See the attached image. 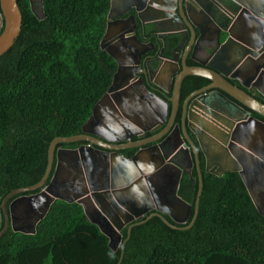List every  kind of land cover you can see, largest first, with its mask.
<instances>
[{
  "label": "water",
  "instance_id": "1",
  "mask_svg": "<svg viewBox=\"0 0 264 264\" xmlns=\"http://www.w3.org/2000/svg\"><path fill=\"white\" fill-rule=\"evenodd\" d=\"M145 6L157 13L150 21L154 26L161 22L172 23L165 35L176 36L177 43L171 54L165 56V61L172 67L169 74L172 73L173 83L164 87L155 82L161 91L171 92L166 99L147 90L149 99L157 104V107L144 105L149 112L147 125L133 121L123 109H119L118 131L124 134L119 140L142 137L160 129L152 139L128 145L135 147L136 151L126 157L117 152L119 148L116 146H107L113 150L95 147L96 143L93 144L85 134L100 135L87 131L85 125L92 123L99 104L103 106V99H110L117 106V91H122L125 81L132 78L131 73L122 75L121 52L134 54L135 65H139L141 55L146 52V44L134 33L133 15H129V19L122 17L134 10L143 22L140 14ZM0 10L3 24L1 55L12 46L20 32L21 12L17 0H0ZM106 19L100 48L117 65L111 84L92 107L90 117L81 127V134L57 136L51 141L42 178L33 185L13 189L3 199L4 226L0 237L8 228L34 234L37 223L55 200L81 205L86 218L107 236L113 251L120 245L123 247L122 228L128 225L129 232L131 222H144L143 216L148 219L158 215L166 224L177 228L162 213L175 223H185L192 212L191 204L178 194L185 169L176 159L182 158V152L189 169L195 164L198 179L193 216L186 226L181 227L187 229L197 216L202 191L198 150L205 158V172L217 176L238 172L255 208L264 217V121L251 115L254 112L264 118V104L256 98V95L264 98V0H110ZM127 20L133 28L119 25ZM207 33L216 46L208 44L204 51L210 50L211 53L205 60H199L194 52ZM150 44L154 49L153 43ZM184 44H187L185 48ZM183 49L185 51L179 55ZM187 58L199 64L189 65ZM155 63L156 70L160 71L162 66L157 61ZM192 75L207 78L209 83L185 97L180 118L175 122L182 81ZM104 115L109 122L101 120L99 125H103L106 131L110 128L117 130V121H112L115 116L109 112ZM100 137L107 143L116 141ZM82 140L89 144L56 149L58 144ZM148 142L151 144L145 146ZM187 146L193 152L194 160ZM187 175L191 177V170ZM157 178L166 181L168 188L164 206L157 203V194L152 191L151 182ZM12 196L15 197L9 202ZM153 209L155 211L148 215Z\"/></svg>",
  "mask_w": 264,
  "mask_h": 264
},
{
  "label": "trees",
  "instance_id": "2",
  "mask_svg": "<svg viewBox=\"0 0 264 264\" xmlns=\"http://www.w3.org/2000/svg\"><path fill=\"white\" fill-rule=\"evenodd\" d=\"M17 4L20 32L0 55V231L3 199L42 178L51 141L81 133L116 69L114 59L100 48L110 0H42L38 15L27 1ZM2 29L3 24L0 33ZM168 40L169 55L177 38ZM207 83V78L186 76L181 97ZM256 98L264 104V98ZM200 165L198 212L187 229L181 227L193 216L195 167L178 189L192 206L188 221L175 223L163 215L177 228L158 215L143 216L144 222H131L129 232L128 225L122 228L123 247L113 251L81 205L55 200L34 234L6 230L0 237V264H264V217L238 172L217 176L205 172L203 161Z\"/></svg>",
  "mask_w": 264,
  "mask_h": 264
},
{
  "label": "flooded vegetation",
  "instance_id": "3",
  "mask_svg": "<svg viewBox=\"0 0 264 264\" xmlns=\"http://www.w3.org/2000/svg\"><path fill=\"white\" fill-rule=\"evenodd\" d=\"M25 1L28 2V5H29V7L33 13H35L37 15L41 14V12H42V8H41L42 0H25ZM116 11L117 12L119 11L118 7L116 8ZM131 14L133 15V18H134L135 23H136V26L134 28V33L137 35L138 39L141 42L146 44L145 49H147V50L143 55H141L139 65H135V61H134L135 55L134 54H127V53L121 52V54L119 55V59L124 64L123 69H122V75H127V74L131 73L132 78L130 79V81H128V80L125 81L126 83H124V87L122 88L123 89L122 91H117V95H116L117 106L110 99H103V106H102V104H99V108L96 109V114L92 119V123L85 125V128L87 131L96 132L102 137H108L110 139L116 140L113 143H107L104 141V139H102L100 136L95 135L94 133L85 134V135H87L86 137L90 138V140L92 142H94L93 144L96 143L95 147H98L100 149L104 148V149H108V150H113V149L107 148V146H109V147L116 146L117 148H119L117 150V152L119 154L121 153L123 155H125L124 152L129 151V150H133L132 154L136 151L135 147L128 146V145H136L135 143H141L144 140L146 141L148 138L152 139L155 136V133L159 132L160 129L153 132V133L147 132L142 137L133 136L127 140H119L120 138H122L124 136L123 133L118 131V126H119L118 122L120 121L119 109H123L133 121L139 122L142 125H147L149 123V121L143 120L138 115V113L143 112V106L144 105H149V106L154 105L155 107H157V104L155 103V101L152 99H149L147 90L154 92L160 96L168 98V96L164 95V93L161 90H159L156 87H154L153 85H151L152 84L151 82L155 81V80H156V82H160L158 79H160L161 74L171 71V66L165 61V59H166L165 56L168 55L166 53L167 44H166V46L163 45V38L161 39V37H162V35L164 37V34H166L165 33L166 30H168L170 27H172V23L161 22L159 24V28H156L157 29L156 31L159 32V36H157L156 33H152L155 31L153 30L154 27L152 26V23L150 22L157 14L155 11H153L150 8L148 9L145 6L143 11L140 14V18L142 19L143 22H141L140 19L137 18L134 10H129L128 13H126L122 17L124 19H129V15H131ZM119 25L125 26L126 29L133 28V24H131L130 20L120 22ZM0 26H2V20L0 21ZM115 27L118 28L119 27L118 24H115ZM117 42H118V39H117ZM166 42H167V39H166ZM150 43H153L154 49H152L153 47ZM117 45H118V43H117ZM155 61H157V63H160V65L162 66L161 71L156 70ZM161 84L164 85L163 83H161ZM180 90L182 91L181 88H180ZM184 99H185V97L182 98L181 94H180L179 105H178V108L176 109V114H175V122H177L180 118L181 108H182V104H183ZM171 106L172 105L170 104L169 108H171ZM105 112H109L110 114H113L115 116V119H112V121L113 122L117 121V130H115V129L113 130L110 128V129H108V131H106L103 129V127H104L103 125H99V123L102 121L109 122L108 119L104 115ZM90 115H91V113H90ZM90 115H89V117H90ZM88 118L86 119V121L88 120ZM130 132H133V131H130ZM81 133H82V130H81ZM71 144H73V147H70V148H75V147H78L80 145L89 144V143L86 140H82V141L71 143ZM150 144L151 143L148 142V144L145 146H149ZM123 146H125V147H123ZM59 147H62V146L57 145L56 149ZM67 147L68 146H64L63 148H67ZM187 147L190 149L189 146H187ZM198 153H199L198 158H199V165H200L202 161H203V163L205 162V158H204V155L201 151L198 150ZM126 157H129V156H126ZM180 157H182V158L176 159V162L181 163V165L183 167L185 165L188 166V162L186 161V159H184L185 153L182 152ZM190 157L192 160H194V155H193V152L191 151V149H190ZM184 162H186L187 164H185ZM54 166H55V162L53 164V170H54ZM193 167H195L194 163H193ZM193 167L191 169H189V170H191V172H192ZM184 175H186V174H184ZM151 185L153 188L152 191L157 194L156 195V198L158 199L157 203L160 206H164L165 202H166V198H167L166 195L168 192L166 181L161 180L159 178L153 179L151 182ZM86 203H88V201ZM154 211H155L154 209L150 210L148 212V214H150ZM164 214H166V213H162V215H164ZM133 221H136V220H133Z\"/></svg>",
  "mask_w": 264,
  "mask_h": 264
},
{
  "label": "crops",
  "instance_id": "4",
  "mask_svg": "<svg viewBox=\"0 0 264 264\" xmlns=\"http://www.w3.org/2000/svg\"><path fill=\"white\" fill-rule=\"evenodd\" d=\"M152 26L154 27L153 28V30L154 31H156L157 29L156 28H159V25H157V26H154L153 24H152ZM169 27V26H168ZM161 28V27H160ZM171 28V27H170ZM152 33H156V35L157 36H159L158 34H159V32H152ZM164 39H165V46H166V44H167V42L169 41L168 39L171 37V36H174V35H172V34H169V35H165L164 34ZM176 37V36H175ZM163 38V35H162V37H161V39ZM204 39L203 40H201V42H199V45H197L196 46V49H195V52H194V56L196 57V58H198L199 60H205L207 57H208V53H211L210 52V50H208V51H204V48H206L207 47V45L208 44H210V43H212V46H216V43L214 42V41H212V37H211V35L210 34H205L204 35V37H203ZM166 39H167V42H166ZM186 45L187 44H184L183 45V47L185 48L186 47ZM153 49V48H152ZM166 49H167V46H166ZM173 49V48H172ZM171 49V50H172ZM171 50H169V55L171 54ZM186 50H188V48H186ZM185 51V49H183V50H181L180 51V53H179V55H182L183 54V52ZM192 51V50H191ZM191 51L189 52V53H191ZM169 55H166L167 57L169 56ZM187 63L189 64V65H198L199 63L196 61V60H194V59H191V58H187ZM122 66H124V64L122 65ZM116 67H117V65H116ZM116 70V69H115ZM162 70V69H161ZM160 70V71H161ZM171 70H172V67H171ZM170 72V71H169ZM169 72H165V73H162L161 74V76H160V79H158L161 83H163L164 85H162L160 82H156V80L155 81H152L151 83V85H153L154 87H156L157 89H159L158 88V86L156 85V83L158 84V85H162V86H164V87H168L169 86V84L171 85L172 83H173V79H171V74L172 73H170L169 74ZM173 72V71H172ZM157 74V73H156ZM184 80V79H183ZM231 83H235V81L234 80H229ZM156 82V83H155ZM183 82V81H182ZM208 84V83H207ZM206 84V85H207ZM205 86V85H204ZM203 87V86H202ZM201 88V87H200ZM160 90V89H159ZM245 91H247L249 94L250 93H253V91H251V90H246V89H244ZM163 92V91H162ZM164 93V95H167L168 96V98L171 96V92L169 91V92H163ZM181 94V93H180ZM160 96V95H159ZM259 96V95H258ZM161 97H163V96H161ZM186 97V96H185ZM256 97H257V95H256ZM163 98H165L166 99V97H163ZM263 98V97H262ZM180 100V99H179ZM170 109V108H169ZM138 115L143 119V120H147V118L149 119V117L147 116V115H149V112H147V110H146V107L144 108V106H143V112H141V113H138ZM145 116V117H144ZM260 116V115H259ZM261 117V116H260ZM263 118V117H262ZM264 119V118H263ZM78 135V134H77ZM73 143H75V142H73ZM62 144H64V143H61V145L60 146H62V147H64ZM65 144H69L68 145V147L67 148H70V147H73V144H71V143H65ZM76 148V147H75ZM184 159H185V157H184ZM185 164H187L186 162H184ZM181 164V163H180ZM184 165V164H183ZM183 169H185V173L184 174H186L187 175V172L186 171H189V168H188V166H184L183 167ZM12 197H15V196H12ZM11 198V197H10ZM9 198V199H10Z\"/></svg>",
  "mask_w": 264,
  "mask_h": 264
},
{
  "label": "rangeland",
  "instance_id": "5",
  "mask_svg": "<svg viewBox=\"0 0 264 264\" xmlns=\"http://www.w3.org/2000/svg\"><path fill=\"white\" fill-rule=\"evenodd\" d=\"M104 34V33H103ZM103 37V36H102ZM102 39V38H101Z\"/></svg>",
  "mask_w": 264,
  "mask_h": 264
}]
</instances>
